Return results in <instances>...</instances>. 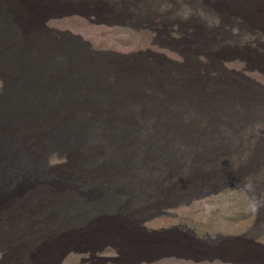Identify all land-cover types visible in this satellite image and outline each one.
<instances>
[{
  "label": "rangeland",
  "instance_id": "obj_1",
  "mask_svg": "<svg viewBox=\"0 0 264 264\" xmlns=\"http://www.w3.org/2000/svg\"><path fill=\"white\" fill-rule=\"evenodd\" d=\"M221 1L157 0L154 31L97 24L79 0H0V118L161 110L156 129L117 131L149 146L68 149L57 122L13 133L35 178L0 207V264H264V0Z\"/></svg>",
  "mask_w": 264,
  "mask_h": 264
},
{
  "label": "bare ground",
  "instance_id": "obj_2",
  "mask_svg": "<svg viewBox=\"0 0 264 264\" xmlns=\"http://www.w3.org/2000/svg\"><path fill=\"white\" fill-rule=\"evenodd\" d=\"M79 1L88 5L89 12L87 14L81 10H76V11H73V14H79L82 16L94 15V16H96L97 20H95L93 22H95L97 24H106L108 26L122 25V26H128V27L130 26V27H133L134 29H141V28L147 29L148 28V29H151L154 31L155 30L159 31V29L157 28V24L155 22L149 20L145 15H143V12H142L144 7H147V6L149 7V5H154V3H156L157 0H152V1H150V0H79ZM216 3H217V5L216 4H215L216 6L212 5V7H213V10H215L217 12H219V11L221 12V9H222V11H223V9H226V10L228 9L227 5H219L222 3L221 0H216ZM24 13L27 14L28 11H27V13L24 11ZM15 14L18 17V14H20V13L18 11L16 13V11H15ZM192 15H194V13ZM63 16L64 15L61 14V15H56L55 17H63ZM195 16H192V17L194 18ZM192 17L190 16V18H192ZM222 20H223V18H222ZM169 22L171 24H174L175 22H179V19H177L176 21H174L173 19L172 20L170 19ZM209 25L210 24H208L206 26L211 27ZM263 25H264V22H263ZM223 26H225V28H228L230 25L226 23ZM253 27H255V26H253ZM209 33H210V30H208V31L202 30V32L200 33L201 34L200 36L203 38L204 36H206V34H209ZM10 36L12 38H14V33H12V35H10ZM238 36H239V34H238ZM77 38H79L80 40L82 39L81 36H78ZM86 43H88V42H86ZM224 44H220V47H222ZM24 49L26 50V48H24ZM0 50H1V48H0ZM223 50H229V48L228 49L226 48ZM25 56L26 55H22L21 57H25ZM8 65L9 66H6V65L3 66L4 70L7 67L14 68L15 66H17L16 63L15 64H8ZM5 72H7V71H5ZM7 76H9V75H7ZM57 98L60 99L62 97L58 96ZM110 100H111V98H108V102ZM254 101H256V100H254ZM247 102H248V100H247ZM248 103H247V105H248ZM122 104H124V103H122ZM242 104H243V102H242ZM126 105H127V103H126ZM234 105H235V103H234ZM252 105H253V103H252ZM134 106H136V105L134 104ZM259 106H261V105H259ZM125 107H127V106H125ZM253 107H254V105H253ZM132 108H133V106H132ZM135 108L137 110L135 109L136 111L134 113H132V111L126 112V109H124L123 107L119 111L113 110L114 112H112V113L121 115L120 119L118 118L119 120L118 119H112V120H108V121H107V119H96V118L92 117L91 116L92 114L98 113L95 111L91 112L90 117H88V118L73 117V119H71V117H69L68 115H67L68 116L67 117L63 113H54L52 111L48 112V111H42V110H36L37 112H35L34 110H27L24 112H21V111L17 112L16 111V113L14 115L12 114V117H9L6 115V116H4V118H0V207L4 206L5 203L11 202L12 198H15L14 196L20 194L23 191L22 188L26 187L25 183H28V184L32 183V181L30 179H28V177L29 178H35L34 177L35 171H33L31 169L32 160L30 158L32 155L27 151L26 148L22 149V147L19 143L18 137H16V135H12L13 133H17L18 131L24 129V130L31 131V132L33 131L34 134H38V138H39L40 137L39 136V134H40L39 129H43L44 123H45V125H47V123L49 125V123L53 124L52 122H57L56 126H58V125L63 126L64 132L66 133L65 134L66 135V137H65L66 141L63 143L62 146H67V148L68 147L73 148L74 145H79L81 147H85L86 145L88 146V144H94V145L98 144V145H106V146L109 145V146H112L113 148H118V150L125 149V148H132V146H137V144H141L144 146L147 144L146 146H149L150 144H148V143H137L139 138H137V140H135L133 142L131 140L132 135H123V134L122 135H116L118 133L117 131H121L122 129H127V130L130 129V131H122V132H133V131H131V128H133L135 126H138L139 128H141V131H143L142 129L147 130L150 127H154L153 129H156V127L161 126L160 124H158V122L153 121L154 117L151 118V115L152 116L155 115L157 117L161 113V110H159V108H156L153 111L149 110L145 107L144 108H141V107L138 108V105ZM130 109H131V107H130ZM146 111H148V112H146ZM158 111H159V113H158ZM172 111H175V110H172ZM107 114H108V112L105 115H107ZM233 114H234V112H233ZM129 115H131L130 118L127 117ZM147 117H149V118H147ZM155 120H156V118H155ZM53 127H55V126H53ZM134 131H137V130H134ZM9 132H11V137L6 136L7 133H9ZM100 132H110V133H106V134L103 133V134L98 136L97 140H92L93 139L92 136H94L93 134L94 133L98 134ZM31 139L33 140L34 138H31ZM32 142H35V141H32ZM159 143H162V142H159ZM39 145L41 146L43 151L48 150V148H51L52 146H56V144H54V143L48 144L45 142H43L42 144H39ZM74 149H79V147L78 148L75 147L72 150H74ZM46 161H47V159H46ZM46 161H45V163H46ZM125 163H127V161H125ZM42 165H45L43 161L40 164L33 163V166H35L38 169V173L39 172L41 173L42 169H46ZM133 167H134V165H133ZM112 192L109 193L110 196H109V199L107 198L108 201L102 202L103 205L102 204H96V203H90L88 205L86 202H84L82 204H80L81 202H79L78 205H71L67 209L64 208L63 210H70V211L75 210V211H79L80 214L83 215L87 211V209H88V211L94 212L95 210H99L102 207L104 209L108 208L110 206L109 205V202H110L109 200H111L110 198L114 197L115 196L114 193H116V192H114V193H112ZM97 200H100V199H97ZM104 204H105V207H104ZM64 215H65V212L60 214V216H64ZM82 215H80V216H82ZM68 216H70L71 218H76L75 216H72V215H68ZM80 216L78 215L77 218L80 219ZM238 237L239 236H236V235H230L228 238L226 237V239H229V240L237 239L238 240ZM198 241L201 243H204V244H206V243H208V244L216 243L217 244L218 239L216 240L215 238L209 236L208 238L202 237V238L198 239Z\"/></svg>",
  "mask_w": 264,
  "mask_h": 264
}]
</instances>
